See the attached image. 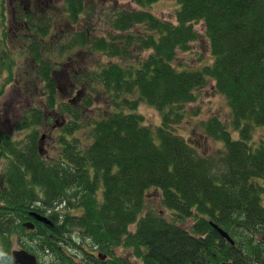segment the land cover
<instances>
[{
    "label": "trees",
    "instance_id": "trees-1",
    "mask_svg": "<svg viewBox=\"0 0 264 264\" xmlns=\"http://www.w3.org/2000/svg\"><path fill=\"white\" fill-rule=\"evenodd\" d=\"M134 1L135 8L112 7L103 18L107 28L96 33L85 13L91 6L64 0L70 23L84 18L88 25L59 33L55 54L77 48L115 59H95L74 75L86 90L77 104L58 103L51 71L60 60L43 57L50 51L39 38L50 19L31 28L26 50L45 99L16 120L24 136L0 126V264H10L12 234L37 257L51 252L53 264H264V0H176L174 20L150 10L156 0ZM198 21L212 60L198 68L176 65L177 52L197 39ZM208 79L230 107L228 123L217 115L202 121V134L223 141L218 160L178 131L186 105ZM93 95L106 97L109 107L85 116ZM141 101L157 109L158 124L136 110ZM46 108L67 116L54 154L39 146ZM256 128L263 130L258 140ZM150 187L159 189L173 218L148 207ZM31 211L48 221L26 228ZM187 218L189 227L181 224ZM68 248L80 250L81 259Z\"/></svg>",
    "mask_w": 264,
    "mask_h": 264
},
{
    "label": "rangeland",
    "instance_id": "rangeland-1",
    "mask_svg": "<svg viewBox=\"0 0 264 264\" xmlns=\"http://www.w3.org/2000/svg\"><path fill=\"white\" fill-rule=\"evenodd\" d=\"M58 7L54 8V12L46 13L43 17L45 23L50 19V28L44 39L39 38L42 44V49H49L50 52L44 55V58L58 59L54 65L51 75L56 82L57 101L58 103L73 101V104L80 102V99L86 93L84 86L74 76L82 69L87 71L93 66L94 60L107 63L115 59L109 58L103 54L96 53L94 55L86 53L77 48L70 54L58 56L52 49L60 44L59 33H70L71 30L79 25L85 27L88 25L83 18L82 22L72 24L67 19L64 3L60 0ZM61 2V3H60ZM91 6L86 8L88 13V21L92 22L94 31L99 33L102 29L107 28L103 22L104 15L109 13L112 7L117 8H135L137 4L134 0H84ZM61 5V7H60ZM178 7L176 0H156L150 10L156 15L174 20V12ZM9 17V14H6ZM41 16V14H38ZM83 17V15H81ZM91 18V19H90ZM7 22V21H6ZM12 26V23H11ZM195 28L199 35L197 39L191 41L190 47L185 51L177 52L175 63L184 67H200L212 60L210 44L204 32V25L201 21L195 23ZM26 34L25 28H9L6 23L5 28L0 25V126L5 132H9L12 136L22 137L25 131L18 132L14 124L24 109L32 104L41 103L45 99V90L43 89V81L39 80L36 60L31 59L29 55L28 44L31 40L33 30H29ZM17 33V34H15ZM50 55V56H49ZM11 68L9 74L8 68ZM31 75H34L35 79ZM196 98L190 101L187 106V115L180 123L178 131L183 133L186 139L190 141L200 152L214 157L216 160L223 152V141L218 137L206 136L201 133L203 131L202 121L208 119L211 115H217L225 122L230 120V107L223 94L218 92L214 87V81L208 79V82L196 89ZM94 94V93H93ZM93 102L90 106L83 108V113L87 115H96L103 113L108 107V100L104 96L93 95ZM75 100V101H74ZM58 109V107H57ZM59 110V109H58ZM136 110L144 115L145 122L148 124H158L160 115L154 106L147 104L144 101L139 102ZM48 114L47 121L44 125H38L39 134H45L40 140L39 146L42 152L54 154L56 153L54 141L57 133V128L65 119L63 112H55L48 108L45 109ZM67 118V116H66ZM260 127V126H258ZM83 133V130H77V133ZM235 137L237 131H232ZM263 135L262 128H256L253 138L258 140ZM146 204L148 207H153L156 210H161L167 217H172L171 211L160 202V191L157 188L150 187L147 190ZM192 219H183L181 224L189 227ZM131 229L135 227V223L129 225ZM27 228V227H26ZM12 247H21L16 234H12ZM121 250V248L118 250ZM67 254H72L75 258L81 259V252L75 248L66 249ZM37 257V256H36ZM40 264H53L54 257L51 252H42L37 257ZM131 260H134L132 257ZM135 261V260H134ZM135 264H141L136 261Z\"/></svg>",
    "mask_w": 264,
    "mask_h": 264
},
{
    "label": "flooded vegetation",
    "instance_id": "flooded-vegetation-1",
    "mask_svg": "<svg viewBox=\"0 0 264 264\" xmlns=\"http://www.w3.org/2000/svg\"><path fill=\"white\" fill-rule=\"evenodd\" d=\"M60 1L62 2V0ZM58 4V0H0V25L5 28L6 23H8L9 28L13 27L18 30L20 27L25 28L26 34H29V30L31 31L33 26L41 23V21L45 19L43 16L46 15V13L51 11L54 12V8H57ZM6 14H9V17L6 16ZM38 14H41V16H38ZM31 215L32 217L27 220L33 222V226L29 228H33L35 226L36 220H41L37 219L32 211ZM100 258L104 259L105 255H102Z\"/></svg>",
    "mask_w": 264,
    "mask_h": 264
},
{
    "label": "water",
    "instance_id": "water-1",
    "mask_svg": "<svg viewBox=\"0 0 264 264\" xmlns=\"http://www.w3.org/2000/svg\"><path fill=\"white\" fill-rule=\"evenodd\" d=\"M33 214L35 215L37 219L48 221V219L42 214L36 213L34 211H33ZM24 225L29 228L33 226V222L25 221ZM213 226L220 232V234L225 236L230 242H233L232 238L229 236V234L225 230H223L221 227H219L218 225L214 223H213ZM100 256L102 257V255ZM10 264H39V263H38L36 255L33 252L23 247H18V248H12L11 250Z\"/></svg>",
    "mask_w": 264,
    "mask_h": 264
}]
</instances>
